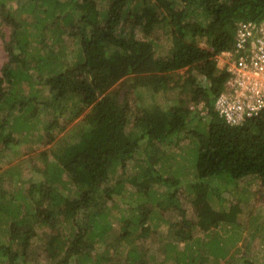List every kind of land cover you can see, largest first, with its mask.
<instances>
[{"label": "trees", "instance_id": "obj_1", "mask_svg": "<svg viewBox=\"0 0 264 264\" xmlns=\"http://www.w3.org/2000/svg\"><path fill=\"white\" fill-rule=\"evenodd\" d=\"M8 2L0 0V20L11 28L5 44L9 61L0 75V109L7 114L0 120V147L14 144L15 133L39 136L42 112L54 114L53 120L44 124V129L51 132L60 126L59 110L72 109L67 125L90 110L84 117L80 141L54 151L55 162L43 171L45 181L31 182L7 203L1 202L0 195V264L27 263L37 235L31 225L33 205L38 216L35 223L54 228L63 216L71 224L61 241L68 247L55 264H68L73 258L83 264L109 262L110 251L95 254V246L110 228L107 204L125 192L121 181H112V175L135 159L136 153L141 168V161L149 162L142 181L135 178L132 184L155 207L141 203L143 209L137 215L129 220L121 217L120 238L139 228L148 232L149 224L156 219L153 214L164 204L177 201L181 177L176 172L164 177L158 169L163 145L171 146L184 134H190L195 145L194 179L187 187L195 196L198 221H189L183 211L182 221L174 225L179 227V239L189 244L167 259L177 264H198V257L201 264L211 260L214 264L221 260L225 264H254L246 256L238 261V249L232 253L240 239L236 233L226 239L218 230L228 225L237 227L243 213L241 204L232 203L227 212L216 210L212 198L231 193L243 180H259L264 187V114L231 126L216 112L214 104L230 76L219 68L223 65L220 55L233 49L238 23L264 21V0H26L15 10L7 8ZM73 4L78 7L76 14L69 11ZM27 11L34 18L36 36L46 53L35 58L36 70L46 75H42L41 83L49 97L44 99L33 93L21 97L18 86L27 81L34 87L26 51L29 24L22 20V13ZM60 23L75 29L69 35L76 45V59L72 61L63 59ZM159 26L166 28L170 43L166 57H157L159 46L150 38ZM49 40L53 47L48 45ZM16 46L21 53L15 51ZM54 46H58L57 51ZM181 70H186L184 80L175 77ZM128 77L134 82L127 88L124 80ZM139 87L157 94L169 90L176 94L167 110L152 107L137 111L134 106L138 97L131 92ZM124 88L127 90L122 93ZM186 93L191 94L190 101L183 99ZM191 104H202L206 110L205 123L200 117L192 128L191 116L196 111ZM131 123L144 130L143 136L131 138L126 134ZM65 129L63 125L57 131L63 133ZM144 138L148 144L142 150L140 142ZM49 139L54 142L56 135L50 134ZM57 183L75 191L65 196L55 187ZM151 183L167 189L160 194L166 197L164 202L150 189ZM44 201L50 206L44 207ZM169 247L176 250L175 244ZM135 249L133 246L128 253L126 264H138Z\"/></svg>", "mask_w": 264, "mask_h": 264}, {"label": "rangeland", "instance_id": "obj_2", "mask_svg": "<svg viewBox=\"0 0 264 264\" xmlns=\"http://www.w3.org/2000/svg\"><path fill=\"white\" fill-rule=\"evenodd\" d=\"M26 0H9L7 8L15 10L19 4H24ZM106 9H103V11ZM69 11L72 13L78 12L77 4H73L69 7ZM22 20L28 22V43L26 45L27 55L29 57V67L28 74L31 76V81L34 82V87L30 86L27 81L22 82L19 86L21 88L20 96L25 97L30 94H38L41 99L49 97V91L43 86L41 81L46 75L38 70H36L37 55L45 56V51L43 48V43L37 34V28L34 26V18L32 14L27 12L22 13ZM53 26V25H52ZM55 26V25H54ZM59 28L61 29L63 35V44L65 46L64 55L66 61H72L76 59L74 44V39L69 35H73L75 29L72 26H64L60 23ZM11 34V28L6 24H3L0 20V75H2V68L9 61L8 52L6 51V42L9 41ZM143 36L142 34L138 35ZM158 44V56L166 57L168 50L170 48L169 39L167 38V30L163 26L156 27L153 31L151 37ZM48 45L53 47L52 40H49ZM202 46L206 47L204 42L201 43ZM58 46H54V50L57 51ZM17 53H21L18 46L15 47ZM24 55V54H22ZM34 58H33V56ZM26 56V55H24ZM223 64V61L222 63ZM223 66V65H222ZM219 64V68H221ZM186 70L179 71L175 77L187 76ZM44 77H43V76ZM126 87H130L134 82L133 77H128L125 79ZM203 82V81H202ZM183 83V82H182ZM120 86L117 85L116 88ZM115 88V87H114ZM127 88H124L122 93H124ZM138 97L135 102V110H145L152 107H161L163 110H167L170 107L169 100L175 96L176 91H162L160 93H154L148 88H137L134 92H131ZM183 99L190 101L191 94L186 93ZM192 108H195L196 112L191 116L190 127H194L200 118L204 122L206 117V110H204L203 105L191 104ZM43 109V106H40ZM90 109L86 110L83 115L76 118L70 124H66L69 120V114L72 109L64 111L59 110L61 116H58L60 127L65 125V132H58L57 128L51 132H47L44 129V124L48 121H52L54 114L49 112H42L39 116L40 126L39 133L42 138L38 135L28 136L26 134H13L15 139L14 144L9 147L1 145L0 147V195L3 198L2 203H7V201L13 198L19 190L26 189L31 182L34 181H45L43 176V171L47 169V165L55 162L53 153L55 150H60L64 148L68 143L76 144L80 141V137L85 129V119L84 117L89 112ZM203 110V112H201ZM48 111V110H47ZM53 111V110H51ZM0 109V120L7 114L3 113ZM201 112V113H200ZM57 114V115H58ZM205 123V122H204ZM36 133V132H34ZM56 135V140L51 143L49 135ZM126 134L131 138H138L143 136L144 130L135 123H131L127 129ZM148 144L147 139H143L140 142V146L146 147ZM194 144L192 136L190 134H184L181 139H176L171 146L163 145L161 156L163 160L161 161L160 171L164 177H172L176 172V175L181 177L182 182L180 183V189L177 193V201L171 205L164 204L159 212H155V220L149 224L148 232H145L143 228H139V231L132 233L127 238L121 239L123 222L121 217L125 220L131 219L133 216L139 213V209H143L141 203H145L148 207H155V205L150 201V198L145 195L137 193L138 188L135 184H132L135 178L142 181L145 177L143 169L148 168L149 165L147 161H141L139 166L137 159H139L138 153L135 155V159L129 161L126 167H118L116 174L112 175V181H121L122 185L125 187V192L121 196L115 197V202H110L107 204L108 213L106 212L109 230L101 238L97 239L95 246V254H103L107 250L110 251V261L106 264H126L127 256L132 247L136 249L138 264H177L173 260H168L167 256L172 257L179 254L180 251L185 250L188 247V242L181 241L179 239V227L174 224H180L183 217V211L189 221L197 222L198 213L196 206L194 204L195 196L188 189V184L194 179ZM142 148V150L144 149ZM142 158V156L140 155ZM196 172V171H195ZM174 173V174H172ZM66 176H64L65 178ZM57 190L63 195L68 196L73 194L75 191L73 187H70L73 191L64 189L60 183H57ZM150 189L155 191V194L161 197L162 201H165L166 197L161 196L167 191L161 185L151 183ZM30 202V200H29ZM46 203L44 207L50 205ZM140 203V205L138 204ZM212 203L216 210L229 211L232 203H239L242 206L243 213L237 221V227L224 226L220 227L222 238L230 236L236 233L240 237L238 243L232 248V253H235V258L241 259L243 256L249 258L254 264H264V187L261 185L259 180H243L240 182L239 187L233 188L232 192H225L222 196L212 198ZM116 204V205H114ZM30 205L31 202H30ZM33 216L31 220V225L35 227L37 231L36 237L33 239L31 250L28 254V261L26 264H55L62 256V251L66 250L68 243L61 242L63 238L68 235L71 224L66 221L63 216L59 218V222L56 223L55 227H49L46 225H41L39 222L35 223L37 220V214L35 212V206H32ZM26 212V209L24 210ZM28 211V208H27ZM24 215V214H23ZM22 215V216H23ZM147 227V225H144ZM224 228V229H223ZM234 228V229H233ZM77 231V229L75 230ZM57 240L53 239V236ZM203 237V234H200ZM207 239H205L206 241ZM53 243V245H51ZM175 244L176 250H171L170 245ZM93 254V255H95ZM199 256V254H198ZM92 260H96L93 256ZM199 260V261H198ZM198 264L200 259H196ZM211 260L209 264H214ZM68 264H83L80 260L73 258ZM90 264V263H87ZM128 264V263H127ZM201 264V263H200ZM204 264V263H203ZM217 264H225L224 260L219 261Z\"/></svg>", "mask_w": 264, "mask_h": 264}, {"label": "built area", "instance_id": "obj_3", "mask_svg": "<svg viewBox=\"0 0 264 264\" xmlns=\"http://www.w3.org/2000/svg\"><path fill=\"white\" fill-rule=\"evenodd\" d=\"M235 39L233 49L220 55L230 76L214 104L231 126L264 114V21L238 23Z\"/></svg>", "mask_w": 264, "mask_h": 264}]
</instances>
